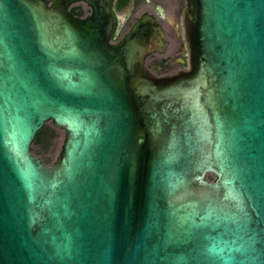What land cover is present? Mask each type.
I'll return each instance as SVG.
<instances>
[{
  "label": "water",
  "instance_id": "1",
  "mask_svg": "<svg viewBox=\"0 0 264 264\" xmlns=\"http://www.w3.org/2000/svg\"><path fill=\"white\" fill-rule=\"evenodd\" d=\"M112 2L0 0V264H264V0H186L164 77L161 28L113 43Z\"/></svg>",
  "mask_w": 264,
  "mask_h": 264
},
{
  "label": "flooded vegetation",
  "instance_id": "2",
  "mask_svg": "<svg viewBox=\"0 0 264 264\" xmlns=\"http://www.w3.org/2000/svg\"><path fill=\"white\" fill-rule=\"evenodd\" d=\"M138 6L141 0H134ZM123 0H113L111 15L113 18V30L111 41L119 42L128 33L130 28L137 23L143 15H149L154 19L153 26L160 27L164 33V48L162 52L152 51L145 59L146 68L157 77L173 76L189 69V55L187 48L185 30L186 0H145V4L153 6V13L144 12L133 17L129 28L120 29L116 18V9L121 7ZM81 5L82 4H78ZM84 6V5H83ZM77 5L71 8V12ZM90 10L82 12V15H75L85 18ZM74 14V13H73ZM168 55L166 56V54ZM177 67L181 69L176 70Z\"/></svg>",
  "mask_w": 264,
  "mask_h": 264
},
{
  "label": "rangeland",
  "instance_id": "3",
  "mask_svg": "<svg viewBox=\"0 0 264 264\" xmlns=\"http://www.w3.org/2000/svg\"><path fill=\"white\" fill-rule=\"evenodd\" d=\"M144 2L145 0H141L136 6L134 0H123L121 7L117 8L115 12L120 29L129 28L133 17H137L144 12L153 13V6ZM77 7H81L82 12L85 13L88 10L85 5H77ZM178 69L181 68L177 67L176 70ZM44 129L43 136L37 143L33 144L32 152L47 165H52L61 151L64 142V132L54 128L50 123L46 124Z\"/></svg>",
  "mask_w": 264,
  "mask_h": 264
},
{
  "label": "trees",
  "instance_id": "4",
  "mask_svg": "<svg viewBox=\"0 0 264 264\" xmlns=\"http://www.w3.org/2000/svg\"><path fill=\"white\" fill-rule=\"evenodd\" d=\"M72 13H74V15H77V16L82 15L81 7H76V8H74V9L72 10ZM44 130H45V129L43 128V130L40 131V132L37 134L34 143H37V142L39 141V139L43 136ZM34 143H33V144H34Z\"/></svg>",
  "mask_w": 264,
  "mask_h": 264
}]
</instances>
